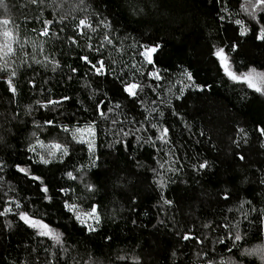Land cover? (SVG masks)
Returning a JSON list of instances; mask_svg holds the SVG:
<instances>
[{"label":"trees","instance_id":"trees-1","mask_svg":"<svg viewBox=\"0 0 264 264\" xmlns=\"http://www.w3.org/2000/svg\"><path fill=\"white\" fill-rule=\"evenodd\" d=\"M245 1L0 0V21H10L0 44L5 30L15 37L14 54L0 53V264H264V96L230 80L213 55L224 48L238 73L264 71V15L246 20ZM84 18L95 31L77 28ZM142 46H158L154 67ZM100 60L104 75L92 68ZM126 82L141 85L137 96ZM89 125L94 153L72 136ZM38 142L68 155L38 163L51 159ZM65 202L95 206L96 230Z\"/></svg>","mask_w":264,"mask_h":264},{"label":"snow or ice","instance_id":"snow-or-ice-1","mask_svg":"<svg viewBox=\"0 0 264 264\" xmlns=\"http://www.w3.org/2000/svg\"><path fill=\"white\" fill-rule=\"evenodd\" d=\"M33 2H36V0H33ZM247 5H250L251 11H249L248 7H244L243 10L245 12H249V15L255 16L256 12L258 10H264V0H246ZM10 23L9 20H3L0 21V24L8 25ZM46 25L50 24L51 21H46ZM235 23L237 25H242V21L236 20ZM101 24L104 25V27H110L107 23L104 21H101ZM77 28L80 30H83L85 28L91 29L92 31H95L96 29L93 28L92 24L88 21L87 18L81 19L79 23L77 24ZM247 29L243 26L240 29L241 35L247 34ZM47 29L43 32V35H47ZM83 34V32H81ZM3 37L4 42L3 44H0V53H3V56H8L10 54H14V48H13V42L15 41L14 34L9 31L5 30L3 31ZM105 40L108 41V43H111V40L108 38L107 35H105ZM260 40H264V27L260 29L259 35L257 37ZM158 46H142V50L138 53L139 56H141L142 63L145 65H152L155 66L154 61V54L157 52ZM98 50V49H97ZM232 50H235V45L232 46ZM213 55L217 58L222 71L224 74L232 81L240 84L246 85L248 88L252 89L255 92L261 93L264 95V72H259L255 68L249 69L247 72L238 73L235 71L232 67V62L229 57V55L225 52L224 48H218L214 51ZM86 63L91 64V61L88 59L87 56L81 57ZM92 68L96 72L97 75H104L105 74V62L103 60L97 61L96 64H92ZM8 69V62L5 61L2 65H0V71H5ZM139 70V69H138ZM149 75L154 79H160V74L158 71L150 72ZM11 76H15V71H12ZM186 78L189 81H192L191 73H186ZM9 88L10 90L15 93L16 89L12 85V79L11 77L8 80ZM194 84L188 85V87H192ZM198 87V86H197ZM141 89V85L135 82H126L124 86V91L128 93L129 96L135 97L138 95V90ZM67 99V98H65ZM60 101H49V104H58ZM47 107V105H44ZM118 107V105H117ZM101 115L103 116L104 113L101 112ZM47 123L51 124L52 121H48ZM155 127V125H154ZM65 132H68V128H64ZM262 134H264V129L260 130ZM168 129H163L161 131V135L158 137L160 140H165L167 137ZM95 127L93 125H89L85 128H77L72 132L73 139L76 140L77 143L86 144L88 147V150L90 153H94L95 151V141L94 139H86L85 137H95ZM39 146L41 148H45L47 150L48 157H51V159L46 158L45 156L41 155L38 163L48 165L53 163V161L56 159L57 154L59 153L61 157L68 155V149L67 147L59 144V143H53L51 145H44L43 142H38ZM36 146H33L30 150L35 151ZM60 162H63L60 160ZM94 163V162H93ZM200 167H206V164H201ZM19 171L25 173L26 175H29V170L26 168H20ZM67 176L70 179H76V177L73 175L72 172H68ZM31 179L35 181H40V183L43 184V181L38 176H32ZM89 190L91 189V186H88ZM42 191L44 193H48L49 189L47 186H44L42 188ZM50 199V197H49ZM166 203H170L169 201H166ZM65 208L73 213L75 216V219L85 226L88 231H95L94 224H99L100 217L97 212V209L95 206L91 208L90 211H81L79 206L76 204L65 202ZM21 205L19 203L16 204V208L19 209ZM11 211V208L6 209V212ZM3 213H0L2 215ZM22 221H24L25 224H27L29 227L36 229L37 234L40 236H45L53 240L56 244L62 243V234L53 229L49 224L44 223L41 219H36L33 216L29 215L27 212L20 211L17 213ZM190 237L185 236L184 239H189ZM234 239L236 241H239L241 239V236L239 234H236ZM222 242V241H221Z\"/></svg>","mask_w":264,"mask_h":264},{"label":"rangeland","instance_id":"rangeland-1","mask_svg":"<svg viewBox=\"0 0 264 264\" xmlns=\"http://www.w3.org/2000/svg\"><path fill=\"white\" fill-rule=\"evenodd\" d=\"M248 7L249 8V11H251V8H250V5H247V3H246V1L242 4V6H241V8H240V13H241V15L246 19V20H248V21H250V22H252V23H257V14H259V13H263V15H264V10H258L257 12H256V14H255V16H252V15H249V12H245L244 10H243V8L244 7ZM258 71V70H257ZM259 72H264V71H259ZM261 96H264V95H262L261 93H259ZM86 139H88L89 137H85ZM36 230V229H35ZM37 231V230H36Z\"/></svg>","mask_w":264,"mask_h":264}]
</instances>
